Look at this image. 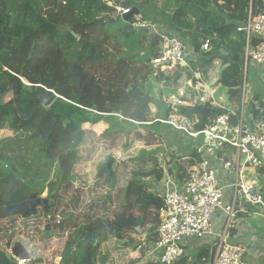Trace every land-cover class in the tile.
I'll list each match as a JSON object with an SVG mask.
<instances>
[{"label":"trees","instance_id":"1","mask_svg":"<svg viewBox=\"0 0 264 264\" xmlns=\"http://www.w3.org/2000/svg\"><path fill=\"white\" fill-rule=\"evenodd\" d=\"M164 1L119 0L140 15L125 20L103 0H0V130L13 134L0 142V210L32 194L46 192L49 200L34 214L0 221V264H18L8 252L16 237L40 243L41 254L26 264H53L58 255L59 264H152L143 260L157 239L162 184L166 175L187 178L195 154L185 145L187 162L170 142L161 163L157 150L165 144L162 131L170 128L155 120L167 114L163 99L176 91L174 77L154 66L161 38L126 22L157 10L169 14L163 22L168 32L193 53L205 54L200 46L206 39L211 48L224 46L228 55L218 71L228 66L218 83L224 105L237 110L245 46L237 27L247 21L250 6V0H186L202 11V28L221 29L214 39H199L179 7L184 0H175L176 6ZM251 5L254 17L264 10V0ZM36 86L58 98L46 108L22 98L23 90ZM248 111L264 119V91L252 95ZM102 123V134L83 129L90 124L101 130ZM89 187L99 200L89 201ZM59 212L64 220L51 223ZM137 246L138 258L132 256ZM207 254L202 248L198 257ZM194 259L187 255L176 264Z\"/></svg>","mask_w":264,"mask_h":264},{"label":"built area","instance_id":"2","mask_svg":"<svg viewBox=\"0 0 264 264\" xmlns=\"http://www.w3.org/2000/svg\"><path fill=\"white\" fill-rule=\"evenodd\" d=\"M103 1L114 7L119 17L131 15L132 10L120 6L119 0ZM126 24L161 38V56L154 60V65L162 72L172 77L181 72L183 76L181 69L190 68L188 59L193 56L192 52L179 37L170 32L165 34L156 25L142 20ZM237 31L243 34L245 41L242 95L237 110L224 105V96H216L218 80L206 83L196 71L192 81L187 82L188 91L177 88L163 99L161 112L167 111V114L155 121L183 137L195 157L187 178L178 180L166 175L162 184L164 190L160 193L163 208L158 217L157 239L147 246L146 262H179L188 254L189 240L210 234L212 217L221 210L223 223L217 244L213 252L196 258L194 264H250L244 259L242 245L232 244L230 237L236 218L240 213H246L244 206L254 208L255 212L251 214L264 222V179L256 190L244 175L246 168L264 169V119H256L249 111L248 116L245 114L246 70L249 67L264 70V10L254 17L250 0L248 19L237 27ZM210 49V41L206 39L200 46V52L206 53ZM198 105L214 110L208 112L201 122L197 116L185 113L187 108ZM252 105L255 110L260 108L258 101H253ZM216 109L223 112H216ZM188 154L184 157L187 162L190 159ZM231 169L233 181L227 185L230 194L228 202H225L224 187L220 183L221 180H230L225 173ZM18 264H26V260H18Z\"/></svg>","mask_w":264,"mask_h":264},{"label":"rangeland","instance_id":"3","mask_svg":"<svg viewBox=\"0 0 264 264\" xmlns=\"http://www.w3.org/2000/svg\"><path fill=\"white\" fill-rule=\"evenodd\" d=\"M153 2V1H152ZM174 3L176 2L175 0H165L164 3ZM179 2V7L184 11V14L188 20V22L190 24H192L193 27H195V30H197L198 32V35H199V39H203V37H207V38H210V39H214L216 36L214 35V33H205V32H202L200 30L201 25L199 24H203V18H202V11L197 8V5H194L192 4L191 2L189 1H178ZM178 5L177 3H174V6ZM153 10H149V13H152ZM165 13V12H164ZM167 16L169 15L168 13L166 14ZM166 15H164L163 17H165ZM160 17V16H159ZM158 16H153V15H147V21H149L148 23H153V22H158V23H161L160 22V19L161 17L159 18ZM159 18V19H158ZM165 34H168V30L164 32ZM191 50V49H190ZM192 52V51H191ZM201 53H204V52H201ZM192 55L197 57V61L196 62H192L191 59H188V61H190L189 63V67L190 68H184V69H181V71L184 72V75L182 76L181 80H179V82L176 83V85H174L177 88H184L186 91H188L187 89V82L188 81H192V76H193V72L196 71L200 78L203 80V81H206V83H209L210 80L211 81H216L219 79V72L220 70L218 71V66L220 65L221 61H223V59H220L222 57V55L220 56H217L215 55L214 53H208L206 52L205 54L203 55H198L196 54L195 52L193 53L192 52ZM226 57V56H225ZM227 58V57H226ZM225 60V59H224ZM202 66V67H201ZM251 66V64H250ZM244 70V69H243ZM263 72L264 70L263 69H255V72L254 70L252 69V67H249L248 70H246V83L249 87L248 91H247V94H246V105H245V114L246 116H248V106H249V101L250 99L252 98V94H251V91H250V87L253 86V83L256 81V78H262L263 76ZM243 80V78H242ZM24 80H22L23 82ZM262 86L264 87V82H262ZM255 87H259V83H256L255 84ZM175 89V90H176ZM264 91V88L262 89V92L263 93ZM216 96H224L225 97V92H223L221 90V84L218 85V88L216 90ZM9 99V98H7ZM192 102V100H191ZM154 107H152V111L154 112ZM190 113V115L192 117H195L196 114L193 113V112H188ZM95 126V125H94ZM88 124V125H84L83 126V129H90V130H93L96 134H102L103 132H105L106 130L104 128H102L101 130H96V128ZM105 128L107 129V126H105ZM166 128V127H165ZM163 133V138H164V146L159 148L157 150V152L159 153V158H161V163L165 165V163L163 162V153L164 151H169V147H168V144L170 142H172L174 144V146H172L171 148L174 150L175 148L179 149V152H181V154H187L188 153V150L186 149L185 145L187 144L186 141L183 139V137H181L180 135L178 134H175L171 131V129H165V131H162ZM10 139V138H13V134L8 131L7 129H4V130H0V142H2L3 140L5 139ZM199 139H202V136L199 137ZM185 147V148H184ZM176 149V150H177ZM175 151V150H174ZM118 156V155H117ZM225 175L227 177L230 178V180H228L227 182H224L221 180V185L224 187V193L225 195H229L230 194V190L229 188H227V185L230 184L231 181H233V169H231L230 172H226ZM244 175H246L248 177V180L253 184V186L255 187L256 190H259V187L261 186V180L264 179V169L262 170H258V169H254V168H246L244 170ZM91 195L93 197H96V199H94L95 201L99 200L97 196H94L92 193ZM41 198L44 200V201H47L46 200V192H44L42 195H41ZM94 200H91V201H94ZM90 201V200H89ZM90 201V202H91ZM49 202V200H48ZM47 202V203H48ZM37 206H40V205H37ZM36 206V207H37ZM49 208H46V211H48ZM32 214V212H31ZM34 214V212H33ZM53 216H58V221L57 222H54L53 221ZM12 217H21V216H8V217H5V218H2L0 219V221H4V222H7V219L9 218H12ZM64 220V215L63 213H56L52 216L49 217V221L51 223H58V222H61ZM137 230V229H136ZM139 233L141 232L138 231ZM206 237H203V238H193L191 240H189V247H188V252H196L198 251V247L199 245L202 243L201 240L202 239H205ZM13 243H18L20 245H22L28 252H29V255L31 258H35L36 256L40 255L41 254V249H40V243L37 242V241H28L26 239H23V238H15L14 239V242ZM49 251H52V248L51 246L48 247ZM141 249L140 246H137L136 247V251L135 252H132V256L134 255L135 257H139V250ZM8 252H11L10 250H8ZM103 254H105L104 251H102ZM113 255H118L119 252L115 251V252H112ZM117 257V256H116ZM60 258V260H59ZM53 264H58L60 263L61 261V257L58 255L56 257L53 258Z\"/></svg>","mask_w":264,"mask_h":264},{"label":"crops","instance_id":"4","mask_svg":"<svg viewBox=\"0 0 264 264\" xmlns=\"http://www.w3.org/2000/svg\"><path fill=\"white\" fill-rule=\"evenodd\" d=\"M151 10V9H150ZM138 15V14H137ZM144 16H146L142 21H147V15H155L160 16V22H151L152 24L156 25L161 31H167V27L163 23L165 18L163 14L159 11L154 10L152 13H149V10L143 12ZM141 15V16H142ZM140 15H138L139 17ZM159 17V18H160ZM143 18V17H142ZM158 18V19H159ZM157 37V36H153ZM150 36V38H153ZM254 70V68H252ZM255 72V70H254ZM262 82H264V75L262 78H256V81L253 83V86L250 87V91L252 95L260 94L262 89ZM259 83V87H255V84ZM249 89V87H248ZM104 126L103 128L106 130V124L102 123ZM94 126V125H92ZM186 155V154H184ZM263 181V180H262ZM162 187V191H163ZM228 195L225 196V202H228ZM244 211L246 213H240L239 216L236 218V225L235 228L231 232L230 242L232 244L242 245L244 249V259L249 262L250 264H264V222L257 216L252 215L251 213L255 212L254 208L244 206ZM223 223V212L218 210L212 217L211 224H210V234L206 236L205 239L201 240V244L198 247V251L196 252H188L187 255L195 256V259L198 258V252L200 249L205 248L208 250V254L213 252L215 245L218 241V235L220 234V230ZM186 255V256H187Z\"/></svg>","mask_w":264,"mask_h":264},{"label":"water","instance_id":"5","mask_svg":"<svg viewBox=\"0 0 264 264\" xmlns=\"http://www.w3.org/2000/svg\"><path fill=\"white\" fill-rule=\"evenodd\" d=\"M139 12L136 9L132 10V15H137ZM125 20H127V17H124ZM201 31L205 32V33H218L221 31V29H217V30H210V29H204V28H200ZM77 37V36H75ZM211 53H216L222 56H227L228 55V51L226 50V48L224 46H216L214 48L211 49ZM189 59H191V61H195L194 57H189ZM228 66V64H225L224 66H222L220 72H219V77L221 76L223 70ZM158 66L155 65V68H157ZM182 73L178 72L175 77L173 78L172 81V85H176V83L178 82V80L181 78ZM24 85H29L27 84L25 81H23ZM22 98L23 99H29V100H34V101H38L39 102V106L42 108H46L49 107L57 98L58 95H56L52 90H48L42 86H36L35 89L31 90L29 93L26 92V90L22 91ZM144 100L146 102H150V98L149 95L146 94V96L144 97ZM188 111L193 112L196 114V116L198 117V121H202L204 119V116L208 113V112H213L214 110L210 107H206V106H202V105H198L195 107H190L187 108ZM201 129V126H200ZM262 184L264 185V182H262ZM87 193L89 196V200H94L96 199V197H93L91 195V189L90 187L87 188ZM37 205H42V206H46L47 205V201L42 200L41 198H38L35 194H32L27 200H25L22 203L16 204V205H11L10 203H6L5 207L3 209L0 210V219L8 217V216H21V217H27L31 214V212H35V208ZM137 231H140L139 228H137ZM11 254L13 256V258L20 260V261H25L26 262L30 259V255L28 253V251L20 244L18 243H13L11 249ZM60 260V258H59ZM195 263V259L193 260V262L191 264Z\"/></svg>","mask_w":264,"mask_h":264},{"label":"clouds","instance_id":"6","mask_svg":"<svg viewBox=\"0 0 264 264\" xmlns=\"http://www.w3.org/2000/svg\"><path fill=\"white\" fill-rule=\"evenodd\" d=\"M131 10H132V9H131ZM131 13H132V12H131ZM131 15H132V14H131ZM131 15H129V16H131ZM127 17H128V16H127ZM123 19H124V18H123ZM182 41H183V40H182ZM184 43H185V42H184ZM211 49H212V48H211ZM211 49H210V50H211ZM191 57H194V58H195V61H194V62H196L197 59H198V58L195 57V56H191ZM192 62H193V61H192ZM154 66H155V65H154ZM157 68H159V67H157ZM160 71H161V70H160ZM161 72H162V71H161ZM177 73H178V72H177ZM177 73H176V74H177ZM176 74H175V75H176ZM175 75H174V77H175ZM154 109H155V108H154ZM186 111H188V110H186ZM188 112H189V111H188ZM187 115H188V114H187ZM28 253H29V252H28ZM11 255H12V254H11ZM144 257H145V256H144ZM30 259H34V258H31V257H30ZM30 259H29V260H30ZM16 260H17V259H16ZM29 260H28V261H29ZM17 261H18V260H17ZM28 261H27V262H28ZM27 262H26V263H27ZM143 262H145V263H150V262H146V261H145V258H144ZM58 264H59V263H58Z\"/></svg>","mask_w":264,"mask_h":264}]
</instances>
